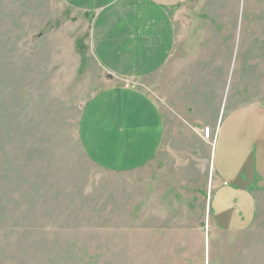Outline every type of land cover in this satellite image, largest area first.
<instances>
[{
    "label": "rangeland",
    "instance_id": "374dc122",
    "mask_svg": "<svg viewBox=\"0 0 264 264\" xmlns=\"http://www.w3.org/2000/svg\"><path fill=\"white\" fill-rule=\"evenodd\" d=\"M203 4L189 55L202 50L205 63L186 70L210 74L205 104L264 108V0ZM106 18L65 0H0V264H264V201L249 229L217 234L207 150L182 107L178 144L138 169H102L84 152L82 115L97 93L124 86L161 104L153 75L100 64L96 45L122 40L100 27Z\"/></svg>",
    "mask_w": 264,
    "mask_h": 264
},
{
    "label": "crops",
    "instance_id": "0c3cea01",
    "mask_svg": "<svg viewBox=\"0 0 264 264\" xmlns=\"http://www.w3.org/2000/svg\"><path fill=\"white\" fill-rule=\"evenodd\" d=\"M204 1L65 0L75 2L80 9L94 10L96 16L107 17L98 24L103 28L105 23L106 30L113 27L115 37L122 40L111 52L96 45L100 64L109 70V66H125L123 70H112L125 78L143 80L153 75L155 98L161 101L152 102L124 86L97 93L82 115L83 148L102 169H138L166 152L174 137L173 145L178 144L179 123L174 119L182 107L186 120L194 124L189 125L188 135L199 139L207 150L203 163L207 161L211 171L208 207L213 229L217 234L240 233L254 224L264 201V108L248 106L225 114L219 106L210 108V74L186 70L194 58L195 64L205 63L202 50L194 58L189 55L193 43L189 34L204 31ZM194 16L201 22L190 24L189 18ZM180 79L185 84L180 85ZM185 96L193 97V101L187 99L184 103ZM206 117L216 119L214 128L206 123ZM206 125L215 136L212 150L201 132ZM187 147L192 148L190 144Z\"/></svg>",
    "mask_w": 264,
    "mask_h": 264
},
{
    "label": "built area",
    "instance_id": "2783aa9c",
    "mask_svg": "<svg viewBox=\"0 0 264 264\" xmlns=\"http://www.w3.org/2000/svg\"><path fill=\"white\" fill-rule=\"evenodd\" d=\"M209 136V130L206 131L205 137L207 138Z\"/></svg>",
    "mask_w": 264,
    "mask_h": 264
}]
</instances>
